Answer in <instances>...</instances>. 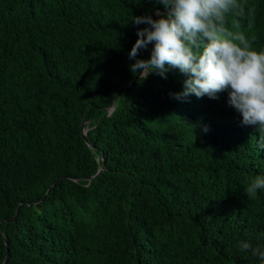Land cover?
<instances>
[{"label":"trees","instance_id":"1","mask_svg":"<svg viewBox=\"0 0 264 264\" xmlns=\"http://www.w3.org/2000/svg\"><path fill=\"white\" fill-rule=\"evenodd\" d=\"M161 8L0 0V264H261L239 244L264 247V190L245 191L264 132L227 92L175 99L179 70L129 69L133 16ZM224 27L264 50V0H236Z\"/></svg>","mask_w":264,"mask_h":264},{"label":"clouds","instance_id":"2","mask_svg":"<svg viewBox=\"0 0 264 264\" xmlns=\"http://www.w3.org/2000/svg\"><path fill=\"white\" fill-rule=\"evenodd\" d=\"M165 11L133 16L137 40L128 53L133 75L145 80L151 74L167 79L172 70L186 76L183 90L170 93L175 99L189 95L218 99L228 93V105L242 117L241 124L256 126L264 132V50L256 51L240 35L227 33L226 14L236 7V0H159ZM237 41H239L237 43ZM150 57L140 58L149 49ZM207 128H205V131ZM264 190V174L257 175L246 188L254 199ZM241 252H250L264 264V247L241 241Z\"/></svg>","mask_w":264,"mask_h":264},{"label":"water","instance_id":"3","mask_svg":"<svg viewBox=\"0 0 264 264\" xmlns=\"http://www.w3.org/2000/svg\"><path fill=\"white\" fill-rule=\"evenodd\" d=\"M158 11H159V12H164L165 9H164V8H161L160 10H156V11L154 12V14H153V19H154V17L157 15V12H158ZM135 77H139V75L137 74V75H135ZM129 82H130V81H129ZM129 82H128V83H129ZM128 83H127V84H128ZM127 84L124 86V88L127 86ZM112 108H113V103H112V101H111L110 104H109V106H108V108H107V111H106L105 115H108V114L111 112ZM83 125H84V123L81 122V124H80V127H81V129H82V130H81V133H82L83 139L85 140V143L89 146V143H88V141L86 140V137H85V131H86V129L83 127ZM102 161H103V160H102ZM101 168H102V165H100V167L96 170V172L94 173V175L89 176L87 179L90 180L93 176L97 175ZM4 242H5V239H4Z\"/></svg>","mask_w":264,"mask_h":264}]
</instances>
